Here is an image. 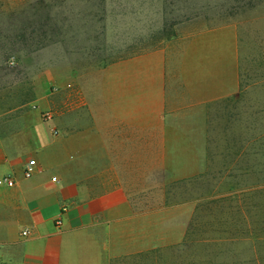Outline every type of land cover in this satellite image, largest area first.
Wrapping results in <instances>:
<instances>
[{
    "label": "rangeland",
    "instance_id": "374dc122",
    "mask_svg": "<svg viewBox=\"0 0 264 264\" xmlns=\"http://www.w3.org/2000/svg\"><path fill=\"white\" fill-rule=\"evenodd\" d=\"M151 53L168 123L97 176L119 163L88 106ZM30 112L61 155L73 126L71 178L129 189L146 236L115 264H264V0H0V121Z\"/></svg>",
    "mask_w": 264,
    "mask_h": 264
},
{
    "label": "crops",
    "instance_id": "0c3cea01",
    "mask_svg": "<svg viewBox=\"0 0 264 264\" xmlns=\"http://www.w3.org/2000/svg\"><path fill=\"white\" fill-rule=\"evenodd\" d=\"M155 55L124 63L121 74H114L118 86L97 89L88 106L96 114L97 151L112 148V160L119 163L112 170L98 169L97 176L123 177L121 163L130 168L149 160L154 119L168 123L166 110L155 109L164 99L163 92H154V77L164 79L159 69L154 75ZM73 135V126L67 127L61 155L58 139L37 112L0 121V181L8 177L14 182L0 183V264H115L137 250L138 238H145L144 216L124 184L70 177ZM30 160L38 165L25 178Z\"/></svg>",
    "mask_w": 264,
    "mask_h": 264
},
{
    "label": "built area",
    "instance_id": "2783aa9c",
    "mask_svg": "<svg viewBox=\"0 0 264 264\" xmlns=\"http://www.w3.org/2000/svg\"><path fill=\"white\" fill-rule=\"evenodd\" d=\"M51 118V117H50ZM37 162L36 160H30L24 170V175H25V178H30L34 175L35 173V169L37 167ZM0 183L2 184H7L8 186H13L14 185V182L13 180H11L10 178L6 177V178H3ZM59 224H61V222H59ZM28 232H24V235H27Z\"/></svg>",
    "mask_w": 264,
    "mask_h": 264
}]
</instances>
